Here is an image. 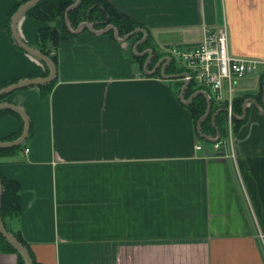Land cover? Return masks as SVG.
Masks as SVG:
<instances>
[{
  "label": "crops",
  "instance_id": "0c3cea01",
  "mask_svg": "<svg viewBox=\"0 0 264 264\" xmlns=\"http://www.w3.org/2000/svg\"><path fill=\"white\" fill-rule=\"evenodd\" d=\"M108 1L161 51L225 22L232 53L264 59V0ZM13 2L0 0V81L44 77L10 23L8 34ZM38 25L25 14L17 23L32 47ZM92 30L61 40L48 94L28 85L0 101L29 120L25 139L0 155V175L19 184L20 212L2 220L6 230L36 264H264V69L235 81L246 117L233 159L214 151L216 134L195 132L173 82L139 67L134 44ZM19 126L3 113L0 141ZM16 261L0 251V264Z\"/></svg>",
  "mask_w": 264,
  "mask_h": 264
},
{
  "label": "trees",
  "instance_id": "16d2710c",
  "mask_svg": "<svg viewBox=\"0 0 264 264\" xmlns=\"http://www.w3.org/2000/svg\"><path fill=\"white\" fill-rule=\"evenodd\" d=\"M24 1L26 0H14L9 10L7 18V31L9 35L10 18L17 7ZM73 2H75V0H39L25 11L26 16L31 17L39 22V25L35 29L37 49L49 56L54 63L57 62L56 51L61 40L64 37L73 36L72 32L68 30L64 22L65 11L67 7ZM67 15L70 27L73 29H75L82 21H88L94 28L97 29L104 27L106 23H111L116 27L118 35L123 36L131 32L132 30L141 27L139 23L132 20L128 15L116 10L108 0H80V2L76 6L68 10ZM57 18H60L62 20L63 25L61 28H57L53 24ZM106 19H108V22H105ZM146 32V38L137 44L136 52L140 53L145 49H151L152 54L147 64V69H151L160 58L167 55L168 53L157 48L148 29H146ZM107 33L113 37V30L111 28L107 30ZM142 37L143 32L137 31L134 34L130 35L127 40L130 41V45L132 47V45L135 42L139 41ZM138 53L133 52V60L137 62L140 68H142L148 56V52H145L143 54ZM43 65L45 66L44 75H47L48 68L45 63H43ZM182 71L183 69L176 65L173 57H171V60L164 67L165 74H178ZM151 75L160 77V67H157ZM167 80L169 82H173L172 91L178 97L183 82H181L178 78ZM15 81H17V79L0 81V88ZM53 82L54 79L47 83L38 85L42 96L48 94ZM199 90H201L200 86L196 85L195 82L190 81L186 85L182 95L183 99L185 100L191 97L186 107L191 115L194 130L197 134H200L201 132L204 135H215L218 132L219 136L222 137L225 134V104L215 101L212 97H210L209 99V112L204 118L200 120V132L197 131V121L205 113L207 108V99L204 94L199 92ZM7 95V93L1 95L0 101L4 100ZM242 100L243 99L241 97L233 98V111L237 115V117H234V131H236L238 126H240V124L245 120L246 117L245 114L243 118L238 117V115L242 114ZM7 111L13 112L18 117L20 123L19 129L16 132L11 133L7 137H5L7 140H12L20 134L23 127V120L19 113L8 108H0V116ZM213 114L214 118L212 121L211 117ZM18 146L8 148L0 147V155H2L5 151L12 150ZM0 178L2 184L0 214L2 220L5 221V219L7 218L16 217L20 212L19 184L15 179H7L2 177L1 175ZM15 237L21 244H23L24 247H26V243L24 240H22L20 235L15 234ZM0 251L17 253V261L15 264H24V260L21 254L16 251V249L4 238L1 233ZM31 261L32 264H36V262L32 260V258Z\"/></svg>",
  "mask_w": 264,
  "mask_h": 264
},
{
  "label": "built area",
  "instance_id": "2783aa9c",
  "mask_svg": "<svg viewBox=\"0 0 264 264\" xmlns=\"http://www.w3.org/2000/svg\"><path fill=\"white\" fill-rule=\"evenodd\" d=\"M177 66L186 73L183 81H193L201 89H209L211 97L225 104V134L212 143L214 151L234 159L235 81L249 73L264 69V59L232 53L228 45V31L223 22L215 30L203 29L201 41L190 46H172L168 49ZM202 143L195 149H201Z\"/></svg>",
  "mask_w": 264,
  "mask_h": 264
},
{
  "label": "water",
  "instance_id": "95a60500",
  "mask_svg": "<svg viewBox=\"0 0 264 264\" xmlns=\"http://www.w3.org/2000/svg\"><path fill=\"white\" fill-rule=\"evenodd\" d=\"M38 1L39 0H26L17 7V9L14 11V13L12 14V16L10 18V30H11V34H12V37H13L15 43L20 48H22L30 56H32V57L36 58L37 60L46 64V66L48 68V74L44 77L25 78V79H21V80L9 83V84L0 88V96L3 94H6V93H10L13 90L22 88L24 86L37 85V84H41L44 82H48L51 79H53V77L55 75V64H54L53 60L49 56H47L46 54L42 53L36 47H32V46L28 45L19 36L18 31H17V23H18L19 19L25 14V11L30 6H32L33 4H35ZM79 2H80V0H75V2H73L71 5H69L67 7L65 14H64V22H65L68 30L72 33H76L77 31H79L82 26H87L91 30L93 28L92 24L89 23L88 21L80 22L79 25L75 29L70 27V24L68 22V15H67L68 10L70 8L76 6ZM105 22H108V19H106ZM109 28H111L113 30L114 37L118 41H125L130 35L134 34L135 32L142 31L143 37L139 41L135 42L133 45V52L134 53H138V52H136V46L139 42L143 41L147 35V32L145 29L136 28V29L132 30L131 32H129L123 36H119L116 27L111 23H106V25L104 27H102L101 29L92 30V31L102 32V31L108 30ZM145 52H148V56H147V58L143 64L144 69L147 68V64H148L150 57H151V54H152L151 49H145L144 51H142L138 54H143ZM163 60H165V61H163ZM170 60H171L170 55L163 56L162 58H160L158 60V62L153 66V68L151 70H149L147 73L151 74L155 71V69L157 67H160V75L162 78H165V79L179 78V77H182L183 75L186 74L185 72H181L178 74H165L164 67ZM187 84H188L187 81L184 82V84L182 85V87L180 89L179 95H178L179 98L182 99L185 103H188L191 99V97H190V98L184 100L182 97L183 91H184ZM199 92H201L202 94L205 95V97L207 99V108H206L205 113L197 121L196 128H197L198 132H200V130H199L200 129L199 128L200 120L208 114L209 109H210V103H209L210 95L205 90H199ZM0 108H10L16 112H19L21 117H22V120H23V128H22L20 135H18L15 139H12V140L0 141V147H10V146H15V145L20 144L25 139V137L27 136L28 131H29V120H28V116H27L26 112L22 108H20L16 105H13L11 103H8V102H0ZM213 118H214V114L211 117L212 121H213ZM240 118H242V117H240ZM200 134L203 137L208 139L207 135H204L201 132H200ZM218 138H219V133L217 132L215 137L209 138V139L216 141ZM1 192H2V184H1V178H0V202H1ZM0 232L5 237V239L16 249V251L21 254V256L24 260V264H32L31 257L29 255L28 251L26 250V248L23 246V244H21L14 236H12L4 227L2 219H1V214H0Z\"/></svg>",
  "mask_w": 264,
  "mask_h": 264
}]
</instances>
